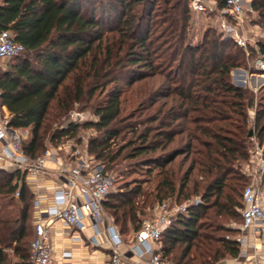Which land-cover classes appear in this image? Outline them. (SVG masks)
Listing matches in <instances>:
<instances>
[{
	"label": "trees",
	"instance_id": "16d2710c",
	"mask_svg": "<svg viewBox=\"0 0 264 264\" xmlns=\"http://www.w3.org/2000/svg\"><path fill=\"white\" fill-rule=\"evenodd\" d=\"M189 1L0 0V31L24 47L0 71L1 101L8 126L26 132L29 157L67 139L79 143L90 128L87 151L107 171L126 160L146 166L149 188L123 183L103 203L125 239L139 229L145 206L200 196L162 231L160 254L168 264H219L239 251L235 228L219 219L242 206L247 177L239 166L253 138L264 155V83L256 94L234 83L246 51L215 26L191 39ZM214 1L208 12L216 17L225 0ZM88 2L104 6L88 9ZM250 8L264 31V0H250ZM247 53L264 58V39ZM139 82L136 109L122 115V94ZM77 108L95 118L70 121ZM23 177L0 168V264H33V194Z\"/></svg>",
	"mask_w": 264,
	"mask_h": 264
},
{
	"label": "built area",
	"instance_id": "2783aa9c",
	"mask_svg": "<svg viewBox=\"0 0 264 264\" xmlns=\"http://www.w3.org/2000/svg\"><path fill=\"white\" fill-rule=\"evenodd\" d=\"M246 4L247 0H225L218 12L217 23L223 36L243 48L246 47V39L238 29L243 24ZM189 6L191 11L199 13L213 11L216 3L214 0H190ZM247 6L251 10L250 4ZM227 15L231 20H227ZM23 50V45L15 41L9 31H0V65ZM263 70L264 58L256 57L246 62V67L242 68L245 76L237 81L246 85L249 76ZM8 117L0 92V168L37 176L46 171V163L51 161L56 167L52 175L62 182L60 188L53 190L46 207L41 208L39 197L33 201V238L29 245V258L33 264L50 263L52 249L49 239L56 221L65 229L74 231H84L90 225L93 234L89 242L92 245H98L99 237H106L110 247L106 264H168L160 254L161 233L176 214L201 203L200 196L189 197L180 203L163 201L155 205L150 217L144 219L139 229L125 239L103 207L114 178L102 163L88 153L87 142L85 147H80L81 141L77 143L67 139L56 147L47 146L40 155L32 158L24 152V134L8 126ZM68 119L77 123L89 120L84 111L77 109L69 113ZM254 143L243 170L251 180L242 190L240 221L234 225V240L239 245V251L235 257L220 264H264V155L255 140ZM12 183L19 186L20 177H14ZM14 195H19L18 188ZM69 255V252L62 253L63 257Z\"/></svg>",
	"mask_w": 264,
	"mask_h": 264
},
{
	"label": "rangeland",
	"instance_id": "374dc122",
	"mask_svg": "<svg viewBox=\"0 0 264 264\" xmlns=\"http://www.w3.org/2000/svg\"><path fill=\"white\" fill-rule=\"evenodd\" d=\"M99 4L102 6L103 2H100ZM99 4L98 3L97 4H93L92 2H88L86 4V7L88 6V9H91V7H93V5H96L95 7L98 8L100 6ZM248 4H250V0H247V4H246V8L247 9H246L245 14L243 15L244 20H243L242 27H240L238 29V32L246 39V43H247L246 47L244 48L245 51H246V62L247 61L250 62V61H252L254 59V57H250V56L248 57L247 47L250 46V45H255L257 39H264V31H263V29H261L258 25H253V23L251 22L252 19H254L256 16H255V13L253 11L248 10V6H247ZM218 20H219L218 14L215 17L214 15L209 14L208 11L199 12V13L191 11V27H190V37H191V39H193L194 41L199 40L201 35H202V33H203V31L206 28H209V27H214L215 26L216 27V31L217 32H221L219 27L217 26ZM9 62L5 61L2 65H0V71L5 70ZM238 69L242 70V68H237L236 71ZM234 70H232L233 81H234V83L240 85L241 83H239L237 81V79L241 80V77L235 78L237 72L234 71ZM258 74H264V73H258ZM140 83L141 82L135 84L134 86H132V88H130L129 90L125 91L122 94V96H121V98L123 99V102H122V107H123L122 115L129 114V113L133 112L136 109L137 104L139 103L140 99H136L135 98V89L137 88L138 85H140ZM246 86H248L250 89H252L255 92V94H256L257 88L252 87L250 85V82L248 81V78H247ZM165 99L166 98H164V97H162V98L159 97V99L157 100V103H160V102L164 101ZM81 105H85V104H81ZM77 107L79 108L80 105L77 104ZM78 108H77V110H80ZM150 111L151 110L144 111V113L142 115L150 113ZM84 112L86 113V116L88 117L89 120H93L95 118L94 115L90 112L89 109H85ZM250 114L252 116V112ZM250 129L253 130L252 126H251ZM79 134L81 136V138H80V140H81L80 147H85V144L88 141L89 137H91L92 135H95V132L93 131V129L89 128V129L81 130L79 132ZM254 140H255L254 138L251 140L252 145L250 146L251 147L250 151L255 146ZM136 164L140 165L138 162H135V160H126V161L122 162L121 165L116 166L114 169H112L110 172H111V174H112V176L114 178V180H113L114 182H113V186L111 187V189L109 191H113V190L117 189V187H119L123 183H128L129 186H130L132 184L133 180H138L142 184V189L145 190L146 188H149L151 184H149L148 181H150V178H151L150 176L151 175H149L148 172L146 171L147 170L146 166H136ZM239 168H240L241 173H243L245 175V177H247V183L246 184H248L250 182V180H251V177L246 175L243 172V170L245 168V161L241 163ZM155 205L156 204L145 206L143 208L144 214L141 217L144 218V219L150 217ZM239 211H240V208H238V210H237L238 214L236 216H234V217L233 216L232 217H226L224 219H219V221L221 223H223V224H225V225H227V226L232 228V227H234V225H237L239 223V220H240V216H239L240 212ZM231 235H234V234H231ZM32 238L30 239L27 247H29V244H30ZM8 251L10 252V250H8ZM223 262H224V260L219 262V263H223Z\"/></svg>",
	"mask_w": 264,
	"mask_h": 264
},
{
	"label": "crops",
	"instance_id": "0c3cea01",
	"mask_svg": "<svg viewBox=\"0 0 264 264\" xmlns=\"http://www.w3.org/2000/svg\"><path fill=\"white\" fill-rule=\"evenodd\" d=\"M235 78L244 77L243 71L238 69ZM250 85L258 88L264 83V74H253L248 77ZM5 111L8 112L5 107ZM24 135L26 132H22ZM63 153V152H62ZM64 155V153H63ZM55 163L47 162L46 171L37 174V176L24 175V184L33 194L31 223H34V199H40L41 208L46 207L48 200L55 188H60L62 182L56 179L52 172L55 169ZM22 182V180H21ZM55 230L50 236L49 242L51 245V261L49 264H106L108 261L110 247L106 237H99L98 245H92L89 242V237L93 234V229L88 225L84 231H74L65 229L59 221L54 224ZM79 237V239H75ZM63 252H69L68 257H63ZM230 258L225 259L228 261ZM220 264V263H219Z\"/></svg>",
	"mask_w": 264,
	"mask_h": 264
},
{
	"label": "water",
	"instance_id": "95a60500",
	"mask_svg": "<svg viewBox=\"0 0 264 264\" xmlns=\"http://www.w3.org/2000/svg\"><path fill=\"white\" fill-rule=\"evenodd\" d=\"M251 133H252V130L250 129V130L248 131V135L250 136V135H251Z\"/></svg>",
	"mask_w": 264,
	"mask_h": 264
}]
</instances>
